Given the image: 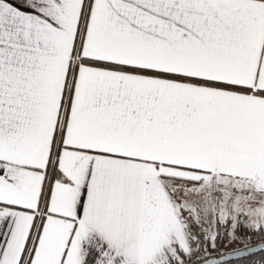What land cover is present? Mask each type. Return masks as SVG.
<instances>
[{"label":"snow or ice","instance_id":"6c2138e0","mask_svg":"<svg viewBox=\"0 0 264 264\" xmlns=\"http://www.w3.org/2000/svg\"><path fill=\"white\" fill-rule=\"evenodd\" d=\"M0 264H264V0H0Z\"/></svg>","mask_w":264,"mask_h":264}]
</instances>
